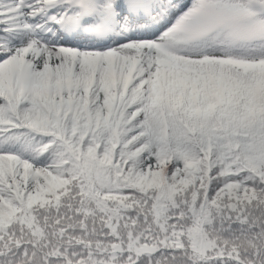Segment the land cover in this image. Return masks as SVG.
I'll use <instances>...</instances> for the list:
<instances>
[{
	"label": "snow or ice",
	"instance_id": "6c2138e0",
	"mask_svg": "<svg viewBox=\"0 0 264 264\" xmlns=\"http://www.w3.org/2000/svg\"><path fill=\"white\" fill-rule=\"evenodd\" d=\"M0 264H264V0H0Z\"/></svg>",
	"mask_w": 264,
	"mask_h": 264
}]
</instances>
